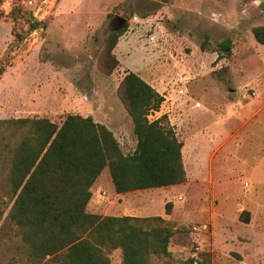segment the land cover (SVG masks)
Here are the masks:
<instances>
[{
  "label": "rangeland",
  "instance_id": "374dc122",
  "mask_svg": "<svg viewBox=\"0 0 264 264\" xmlns=\"http://www.w3.org/2000/svg\"><path fill=\"white\" fill-rule=\"evenodd\" d=\"M119 17L127 21L120 29ZM260 26L264 0H0V119L92 116L130 153L137 139L118 87L128 71L139 74L165 98L151 118L166 115L184 142L198 199L186 192V214L169 219L174 211L167 215L166 204H183L182 189L132 192L125 200L105 170L100 183L108 195L90 211L124 216L125 206L154 198L148 214L177 227L171 257L153 264H264L260 215L254 241L204 229L207 209L244 224L240 206L255 211L252 200L264 203V45L253 33ZM123 29L114 51L120 64L105 74L99 57ZM223 42L230 49L223 51ZM17 232L0 218V264H35L18 250ZM111 258L121 264V250Z\"/></svg>",
  "mask_w": 264,
  "mask_h": 264
},
{
  "label": "trees",
  "instance_id": "16d2710c",
  "mask_svg": "<svg viewBox=\"0 0 264 264\" xmlns=\"http://www.w3.org/2000/svg\"><path fill=\"white\" fill-rule=\"evenodd\" d=\"M124 29L113 32L99 57L112 74ZM264 45V26L253 30ZM222 50L230 43H221ZM5 68L0 63V76ZM118 96L132 119L135 149L124 152L106 125L92 116L0 119V218L18 230V250L35 264H153L171 257L176 223L162 216H103L89 211L92 188L108 170L117 193L169 188L188 181L184 142L163 115L152 119L164 96L139 74L128 71ZM172 203L166 204L167 215ZM239 220L250 224L245 209ZM193 264V261H191Z\"/></svg>",
  "mask_w": 264,
  "mask_h": 264
},
{
  "label": "crops",
  "instance_id": "0c3cea01",
  "mask_svg": "<svg viewBox=\"0 0 264 264\" xmlns=\"http://www.w3.org/2000/svg\"><path fill=\"white\" fill-rule=\"evenodd\" d=\"M185 147V146H184ZM185 148H183V155H184V163H185V167H186V162H185V152H184ZM187 170V167H186ZM187 174H188V181L184 184L181 185H175L169 188H154V189H147V190H138L140 191H154V190H161V189H165V192H175V191H180V189L183 190V192L181 191L178 195V201L183 202V204H175L173 203V215H171V217H169V219H173V220H178L179 218H176L177 214H182V209L188 208L190 207L189 203L186 204L185 203V199H184V194H186V192H192L191 195H189L188 197L190 198V200H195L198 199L195 195V186L193 187L192 185H194L193 183H191L190 181V177H189V173L187 170ZM102 176L100 177V179L97 181V183L93 186L92 188V192H93V197L91 199V202L89 204V211H90V205L93 206L94 201L96 202V199L99 198L100 196H104V195H108V191L103 190L100 183ZM112 181V180H111ZM248 183L246 184V187H248ZM113 188L115 189L113 183H112ZM138 191H133V192H138ZM129 193L132 192H128V193H118L117 196H121V197H125L124 199L127 200L126 198L130 196ZM182 194V195H181ZM205 194V193H204ZM201 194V195H204ZM205 195H208L207 193ZM214 194L211 193L209 194L208 200L210 198H213ZM212 200V199H211ZM202 201V200H201ZM252 200L251 202L253 203V205H255V211L250 210L252 214V220L250 224H241L238 223L234 220V216H228L224 213L219 212L216 208H212V209H207L205 212V219L207 221L208 224H206L204 226V229L208 228V225H211L212 227H214L215 229H219L221 231H226L228 233H230L231 235H235V236H241V237H247L249 239H251L252 241L255 240V237L258 234L257 229H255L253 227L254 222H256V220L258 219V216L260 215V218H264V203ZM154 202V198H152L151 196L148 197V199L146 200H137L135 201V205L134 207H130V206H125L124 207V211L126 216H135V217H150L152 215L148 214V211L150 209V207L153 205ZM192 203V201H190ZM188 205V207H187ZM247 209L246 206L241 205L239 210L243 211ZM183 214H186L185 212H183ZM253 222V224H252ZM252 224V225H251ZM252 226V227H251ZM241 231L243 234H245V236L242 235H238L237 232ZM215 233V230H213V234Z\"/></svg>",
  "mask_w": 264,
  "mask_h": 264
},
{
  "label": "water",
  "instance_id": "95a60500",
  "mask_svg": "<svg viewBox=\"0 0 264 264\" xmlns=\"http://www.w3.org/2000/svg\"><path fill=\"white\" fill-rule=\"evenodd\" d=\"M31 18H34V15L31 13ZM118 29L123 28L126 25V19L119 17L118 19Z\"/></svg>",
  "mask_w": 264,
  "mask_h": 264
}]
</instances>
